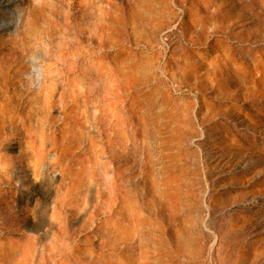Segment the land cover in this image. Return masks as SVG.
<instances>
[{
    "label": "rangeland",
    "instance_id": "374dc122",
    "mask_svg": "<svg viewBox=\"0 0 264 264\" xmlns=\"http://www.w3.org/2000/svg\"><path fill=\"white\" fill-rule=\"evenodd\" d=\"M263 159L264 0H0V264H264Z\"/></svg>",
    "mask_w": 264,
    "mask_h": 264
},
{
    "label": "bare ground",
    "instance_id": "6f19581e",
    "mask_svg": "<svg viewBox=\"0 0 264 264\" xmlns=\"http://www.w3.org/2000/svg\"><path fill=\"white\" fill-rule=\"evenodd\" d=\"M138 72L139 71H137V72H135V73H132V74H123V76H124V78H125V83H126V85L128 86V84L129 83H133L134 82V80L136 79V76H137V74H138ZM154 89V88H153ZM155 90H152V91H150V93H148L147 94V97H149V99H150V97L152 96V94L153 93H155L154 92ZM147 92V91H146ZM157 92V91H156ZM145 95V94H144ZM143 98H145L146 97V95H145V97L144 96H142ZM148 100V99H147ZM144 101H145V99H144ZM150 101V100H149ZM148 101V102H149ZM150 104V103H149ZM151 105V104H150ZM262 157V156H261ZM260 157H254V158H251V162H258L259 160H257V159H259ZM250 159V158H249ZM264 160V159H263ZM261 161V160H260ZM263 164V163H262ZM255 185V184H254ZM252 186V185H251ZM254 188V187H253ZM259 188V187H258ZM254 196V195H253ZM257 196V195H256ZM252 200V199H251ZM255 203V204H254ZM253 205H256V207H258V208H260V206H261V202L257 199L255 202H253ZM252 205V206H253ZM264 205V204H263ZM255 207V206H254ZM255 207V208H256ZM134 221H135V224H137V226H141L142 224L144 225V224H146L147 223V220L146 219H144L143 218V216H140V215H136V216H134ZM142 225V226H143ZM137 228V227H136ZM122 230V229H121ZM136 231V230H135ZM140 231V230H139ZM131 232V231H130ZM142 232V231H141ZM133 233V232H132ZM135 233V232H134ZM119 234V233H118ZM123 234V233H122ZM137 234V233H136ZM121 235V234H120ZM129 236V235H128ZM138 236V235H137ZM140 236V235H139ZM118 239V238H117ZM126 239H127V237H126ZM133 239V238H132ZM139 239V238H138ZM116 240V239H115ZM129 240H131V239H129ZM140 240V239H139ZM120 241H121V239H120ZM133 241V240H132ZM141 241V240H140ZM139 242V241H138ZM140 243H142V242H140ZM134 244V243H133ZM139 246V245H138ZM138 257V256H137ZM140 257V256H139ZM144 258H143V261H142V263L141 264H149L150 263V261H148V259H146L145 258V256H143ZM135 259H136V257H135ZM138 260V259H137ZM152 261V260H151ZM135 264V263H134ZM151 264V263H150Z\"/></svg>",
    "mask_w": 264,
    "mask_h": 264
}]
</instances>
